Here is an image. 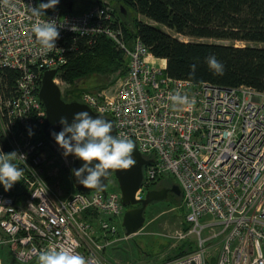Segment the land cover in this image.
<instances>
[{
	"label": "built area",
	"instance_id": "obj_1",
	"mask_svg": "<svg viewBox=\"0 0 264 264\" xmlns=\"http://www.w3.org/2000/svg\"><path fill=\"white\" fill-rule=\"evenodd\" d=\"M37 4L0 0V150L27 156L16 161L24 168L20 181L7 190L0 184V264L8 254L10 264H39L48 246L105 264L102 253L129 237L119 233L126 212L120 191L61 196L46 176L48 155L58 146L43 133V74H59L78 37L97 36L124 51L128 74L114 92L83 90L77 101L111 118L115 134L132 138L152 161L143 167L137 199L160 178H174L181 188L188 228L174 237L193 236L195 248L161 264H264V92L170 77L140 38L127 43L107 2L81 12L47 10L63 27L57 48L45 49L32 31L30 7ZM58 74L55 83L64 84ZM177 91L194 102L174 104Z\"/></svg>",
	"mask_w": 264,
	"mask_h": 264
},
{
	"label": "trees",
	"instance_id": "obj_2",
	"mask_svg": "<svg viewBox=\"0 0 264 264\" xmlns=\"http://www.w3.org/2000/svg\"><path fill=\"white\" fill-rule=\"evenodd\" d=\"M69 1L75 12L105 2L118 6L116 18L127 43L131 45L135 38H140L156 58L165 61L166 73L174 79L223 87L248 86L264 92V48L235 45L237 42L264 43V0ZM140 17L189 40L172 36ZM203 40L230 41L232 44ZM210 55H215L223 64L222 73L209 68L206 57ZM117 72L124 77L128 74V59L111 39L105 36L78 37L75 51L69 54L67 64L58 74V79L67 86L64 100H77L79 93L87 90L80 87L81 82L93 76L109 77ZM5 150L8 152L6 146ZM169 180L170 177L156 180L147 186L144 195ZM72 190L76 191L73 184ZM112 190L120 191V188L117 186ZM177 197L182 201V194ZM125 207L127 211L133 206ZM183 244L174 257L166 260L183 256L195 248L189 240H184Z\"/></svg>",
	"mask_w": 264,
	"mask_h": 264
},
{
	"label": "clouds",
	"instance_id": "obj_3",
	"mask_svg": "<svg viewBox=\"0 0 264 264\" xmlns=\"http://www.w3.org/2000/svg\"><path fill=\"white\" fill-rule=\"evenodd\" d=\"M59 3L60 0H38L37 6L30 7V13L35 17L32 31L37 42L45 49L57 48L56 42L63 25L58 19L47 17L46 11L56 9ZM206 62L210 69L217 73L223 72V64L215 55L206 57ZM170 98L174 104L184 105L194 102L178 91ZM58 123L61 130L53 131V138L65 158L75 156L83 161L79 168H73L71 171L77 181L85 187L101 186L102 178L108 170L129 169L137 163L134 155V140L124 134H113V122L93 114L88 108L74 112L71 121L67 115H61ZM29 135H34L31 128ZM20 158L27 159V156L18 150L8 153L0 150V184L6 190L20 181L24 173V168L16 162ZM38 262L39 264H89L88 258L83 254L70 248L54 246L43 248L39 252Z\"/></svg>",
	"mask_w": 264,
	"mask_h": 264
},
{
	"label": "rangeland",
	"instance_id": "obj_4",
	"mask_svg": "<svg viewBox=\"0 0 264 264\" xmlns=\"http://www.w3.org/2000/svg\"><path fill=\"white\" fill-rule=\"evenodd\" d=\"M112 6L117 12L118 6ZM129 13L132 15L131 10H129ZM140 19L154 26H158L160 29L181 40H189L177 35L162 25L155 24L143 17H140ZM203 41L232 44L230 41ZM235 45L238 47L254 46L264 48V43L237 42ZM119 73L117 72L109 77L93 76L81 82L80 87L91 92L101 93L105 91L107 94H110L117 89L124 77L123 75L120 76ZM57 84L59 83L57 82ZM59 86L62 91H65L67 87L62 83ZM73 157L69 156L65 158L62 155V151L58 148H53L48 155L46 176L52 189L58 195L67 196L72 192L71 170L73 167ZM172 185H178V182L174 178L156 185L155 188L171 187ZM117 186H119L117 180L114 176H111L107 189L112 190V188H116ZM139 195L140 198L144 197V193ZM145 217L144 226L139 232L127 237V239L116 242L102 253L105 264H161L166 259L174 257L178 253V249L184 245V240H179L174 236L177 231L186 230L184 226H187L186 223L184 225L185 210L181 199L171 193L166 199L148 205ZM122 219L119 221V233L121 236L125 234L122 227ZM189 238V241L195 242L193 236ZM6 260V264H10V261H13V257L8 254Z\"/></svg>",
	"mask_w": 264,
	"mask_h": 264
},
{
	"label": "water",
	"instance_id": "obj_5",
	"mask_svg": "<svg viewBox=\"0 0 264 264\" xmlns=\"http://www.w3.org/2000/svg\"><path fill=\"white\" fill-rule=\"evenodd\" d=\"M57 7H64L69 12L73 11V3L69 0H60V3ZM57 74L58 70H48L44 72L41 88L39 91V98L45 107L46 113L43 124V133L49 141L57 145L60 149L59 145L53 138L52 132H59L61 130V126L58 123L59 117L61 115H67L71 121L74 112L88 108V110L95 115L102 116L112 122L113 120L109 117L95 113L87 105L77 100L65 101L62 96L61 88L54 81V78ZM113 134H115V124ZM134 155L137 160L135 165L129 169L108 170V173L102 178L101 186L87 188L80 184L76 177L71 173L72 184L76 191L83 193L101 191L104 194L106 193L110 177L114 175L120 188L122 204L124 206H138L131 208L124 213L122 226L126 236H132L143 228L146 219L145 211L148 205L153 202L166 199L171 193L177 196H181L182 193L179 185H172L171 187H165L160 190H149L145 193L143 198L137 199V193L143 186V167L146 164L152 163V161L145 159L138 151L136 146L134 148ZM82 163L83 161L76 158L72 169L79 168Z\"/></svg>",
	"mask_w": 264,
	"mask_h": 264
},
{
	"label": "flooded vegetation",
	"instance_id": "obj_6",
	"mask_svg": "<svg viewBox=\"0 0 264 264\" xmlns=\"http://www.w3.org/2000/svg\"><path fill=\"white\" fill-rule=\"evenodd\" d=\"M162 188H165V187H162ZM162 188H154V189H152V190H160V189H162ZM168 188V187H167ZM135 207H138V206H133L132 208H135Z\"/></svg>",
	"mask_w": 264,
	"mask_h": 264
},
{
	"label": "crops",
	"instance_id": "obj_7",
	"mask_svg": "<svg viewBox=\"0 0 264 264\" xmlns=\"http://www.w3.org/2000/svg\"><path fill=\"white\" fill-rule=\"evenodd\" d=\"M164 63H165V61H164ZM73 191V190H72Z\"/></svg>",
	"mask_w": 264,
	"mask_h": 264
},
{
	"label": "bare ground",
	"instance_id": "obj_8",
	"mask_svg": "<svg viewBox=\"0 0 264 264\" xmlns=\"http://www.w3.org/2000/svg\"><path fill=\"white\" fill-rule=\"evenodd\" d=\"M64 8V7H63ZM132 44V43H131Z\"/></svg>",
	"mask_w": 264,
	"mask_h": 264
}]
</instances>
